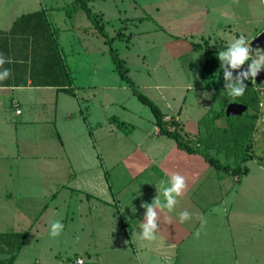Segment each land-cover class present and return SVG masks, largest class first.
Masks as SVG:
<instances>
[{"label":"rangeland","instance_id":"1","mask_svg":"<svg viewBox=\"0 0 264 264\" xmlns=\"http://www.w3.org/2000/svg\"><path fill=\"white\" fill-rule=\"evenodd\" d=\"M74 1L31 0V4L37 5L36 9L44 5L65 10L57 17L59 29L74 25L81 32L83 45L71 41L65 44V50L69 65L79 77L75 86L97 106L93 124L107 127L106 121L114 115L117 117L112 118L119 120L136 117L137 123L155 124L151 109L121 79L105 38L86 12L78 8L68 16L66 7ZM89 5L114 39L113 47L124 60L135 87L162 111L168 112L167 105L172 104L171 112L183 114L184 131L198 151L233 169H248L247 174L237 177L214 168L226 179L221 185L231 188L228 205L231 209L234 203L232 214L240 212L243 224L241 220L236 225L228 221L229 229L219 219L215 224L218 214L206 213L194 241H185L175 251L173 264H257V260L264 264V82H254L240 92L224 74L203 73L209 53L233 62L244 57V63L248 60L264 67V54L261 50L252 52L251 46L264 32V0H91ZM119 34L123 36L116 38ZM96 68L102 70L93 78L88 71ZM90 85L97 87L95 96L89 93ZM234 95L245 103L249 113L245 110L242 115H226ZM64 96L73 104L69 109L78 113L79 97ZM52 100H46L50 111L55 107ZM168 116L174 119L169 124L178 121L175 115ZM112 118L111 123L117 127ZM72 123L70 126L61 119L58 129L54 122L51 128L40 127V132L50 133L43 137H34L25 129L21 142L11 141L8 148L0 147V233L27 235L14 264H78V259L84 264H143L127 252L132 253L129 225L118 214V202L113 199L110 205L97 198L102 197L100 187L113 194L117 169L102 174L97 170L93 162L98 159L97 150L92 147L87 122L78 113ZM58 131L64 132V142L59 140ZM71 163L87 164V187L80 186L86 179H74L71 172L67 173ZM86 188L93 195L82 191ZM216 195L219 198V192ZM226 226L229 233L233 227L235 236L243 229L248 240L247 257L238 254L236 258L235 250L240 249L231 243Z\"/></svg>","mask_w":264,"mask_h":264},{"label":"crops","instance_id":"2","mask_svg":"<svg viewBox=\"0 0 264 264\" xmlns=\"http://www.w3.org/2000/svg\"><path fill=\"white\" fill-rule=\"evenodd\" d=\"M35 6L37 5H32L31 0H0V147L8 148L11 141L21 142L25 129H29V134L34 137L48 136L50 133L40 132V127L51 128L54 122L58 129V122L61 119H66L71 126L78 113L83 116L88 124L89 135L93 139L92 147L97 150L95 156L98 161H93L96 162L97 170H101L102 174L105 170L117 169L113 177V194L100 187L102 197L97 198L111 205L115 197L120 209H117L118 214L126 219L129 225L127 232L132 253L127 252L140 259L143 264H173L175 251L185 241H194V233L203 227V219L208 212L213 216L219 215L215 224L219 219L227 226L228 221L236 225L240 220L242 225V216L239 219L242 214L240 212L232 214L234 203H231V209L229 207L228 195L231 188L225 189L221 185L226 179L207 163L204 153L189 154L180 149L174 139L161 135L156 120L155 124L146 122L140 124L136 122V117L125 120L121 118L134 127L132 134L129 135L111 123L110 118L117 115L108 118L107 127L93 124L92 114L96 112L97 106L92 104V98H85L84 91L75 86L79 77L69 65V56L65 50V44L69 45L71 41H76V45H83L81 32L74 25L59 29L56 24L57 17L65 13V10H57L56 7L47 9L44 5L36 9ZM31 7L34 8L31 10ZM39 11H47L48 18L52 19L53 28L56 30V36L61 30L57 38L72 73L74 92L79 97L76 101L79 107L76 114L69 109L73 104L69 97L64 96L68 94L56 87L40 86L38 82L45 80V77L38 74L31 77L33 38L24 34L22 27H19L17 32H13L14 23L18 19ZM71 51L76 50L71 49ZM7 53L9 58L5 59ZM41 67L42 64H37L35 70ZM99 70L102 69H90L88 73L95 78ZM82 88L85 89V86ZM96 89V85L94 87L90 85L89 93L95 96ZM202 95L207 96L204 93ZM48 97L55 103L52 111H50L51 107H47L48 104L50 105L46 102ZM14 101L18 102L21 114L16 112ZM173 107L174 105L168 104V112L163 111V113L166 117L168 113L171 116L175 115L177 122L185 127L183 114L171 112ZM32 113L36 115L34 118L29 116ZM41 113L50 116L41 117ZM58 134L59 140L64 142L62 138L64 132L58 131ZM68 135L72 136L71 133ZM34 137L29 138L34 139ZM87 159L91 161V158L87 157ZM71 164L70 168L66 169L67 173L71 172L70 175L75 177L74 179H86L80 186L87 187L89 177V174L85 173L89 170L87 164L84 166ZM90 166L93 168V165ZM88 186L96 191L94 184L89 183ZM82 191L93 195L87 188ZM216 192H219V198ZM227 226L225 229L227 236H230L231 243L240 249L235 250L236 258L239 259L238 254L247 257L248 240L243 234V229L235 236L233 227L229 233L230 227L228 226V229ZM122 231L124 233L123 228ZM225 240H228V237ZM243 245L245 246L242 248ZM224 247L227 248L226 243ZM252 259L255 261L254 255ZM256 263L261 262L257 260Z\"/></svg>","mask_w":264,"mask_h":264},{"label":"trees","instance_id":"3","mask_svg":"<svg viewBox=\"0 0 264 264\" xmlns=\"http://www.w3.org/2000/svg\"><path fill=\"white\" fill-rule=\"evenodd\" d=\"M90 2L91 0H75L69 7H66L68 16L70 17L73 10L75 11L78 8L86 12L88 19L91 20L98 33L105 38V43L109 46V53L112 61L121 79L129 84L138 100L151 109L156 120V125L159 128V133L174 139L178 147L187 153L198 154L200 151L197 150L190 135L184 131L183 125L179 122L169 124V122L165 120L166 115L161 108L135 87L133 80L129 77V71L125 67L124 60L120 58L118 51L113 47L114 39L110 38L107 34L106 28L101 24V19L90 7ZM19 27L24 28V34L33 38L32 57L30 59L32 63L31 77L38 74V76L46 78L38 82L40 86L56 87L58 90L68 95L76 96L73 88L74 81L71 70L63 56L59 40L56 36V30L53 28L52 22L48 18L47 11H39L21 17L14 23L13 32H17ZM122 36L123 35L119 34L116 35V38H121ZM8 58L9 53L5 55V59ZM226 62V60L216 57L212 53L207 54L203 68L204 75L224 74ZM35 64H42V67L35 70ZM236 85H238V83H236ZM247 113L249 112L247 111ZM111 120H113L117 127L124 132L130 131L131 133L134 129L128 122L121 121L117 118H112ZM204 157L206 161L217 170L231 173L237 177H240L243 173H248V169H244L242 172L239 168L233 169L230 166H225L219 159L211 157L209 154H204ZM114 200H116L115 197ZM117 207V209L120 210L119 206ZM26 239V233H0V264H14ZM5 255L9 257L2 258Z\"/></svg>","mask_w":264,"mask_h":264},{"label":"water","instance_id":"4","mask_svg":"<svg viewBox=\"0 0 264 264\" xmlns=\"http://www.w3.org/2000/svg\"><path fill=\"white\" fill-rule=\"evenodd\" d=\"M252 52L261 50L264 54V32L256 37L252 43ZM243 57L236 62L228 60L224 68V75L231 79L234 83H239L242 90H246L253 85L255 80L257 84L264 82V67H258L253 70V63L250 61L246 65H242ZM248 111L246 105L237 103L236 96H232L226 110L227 116L242 115L244 111Z\"/></svg>","mask_w":264,"mask_h":264},{"label":"built area","instance_id":"5","mask_svg":"<svg viewBox=\"0 0 264 264\" xmlns=\"http://www.w3.org/2000/svg\"><path fill=\"white\" fill-rule=\"evenodd\" d=\"M13 104H14V106H15V108H16V112H17L18 114H21V110L19 109V104H18V102H17V101H14ZM165 120H166L167 122H172V121H174V119H173L172 117H169V116H167ZM168 127H169V126H168ZM171 129H172V128H171ZM77 263H78V264H84V262H83L82 259H78Z\"/></svg>","mask_w":264,"mask_h":264},{"label":"flooded vegetation","instance_id":"6","mask_svg":"<svg viewBox=\"0 0 264 264\" xmlns=\"http://www.w3.org/2000/svg\"><path fill=\"white\" fill-rule=\"evenodd\" d=\"M258 51H260V50H258ZM261 53H262V51H261ZM244 58V57H243ZM248 62H250V61H246L245 63H244V61H243V63H242V65H246ZM252 62V61H251ZM253 63V62H252ZM258 67H262V66H256V65H254V63H253V70H255L256 68H258ZM254 82L256 83V81L254 80L253 81V84H254ZM252 87V86H251ZM250 87V88H251ZM238 88H239V90H240V92H244V91H246V90H242L241 88H240V85H239V83H238ZM235 96V95H234ZM236 98H237V103H240V104H244L245 105V103H242V102H240L239 100H238V97L236 96Z\"/></svg>","mask_w":264,"mask_h":264}]
</instances>
